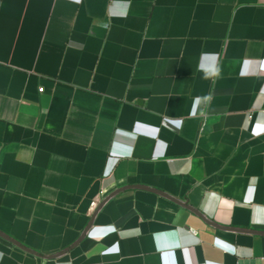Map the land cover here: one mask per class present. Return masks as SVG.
Masks as SVG:
<instances>
[{
  "label": "crops",
  "instance_id": "0c3cea01",
  "mask_svg": "<svg viewBox=\"0 0 264 264\" xmlns=\"http://www.w3.org/2000/svg\"><path fill=\"white\" fill-rule=\"evenodd\" d=\"M0 253L264 264V0H0Z\"/></svg>",
  "mask_w": 264,
  "mask_h": 264
},
{
  "label": "clouds",
  "instance_id": "9594fccd",
  "mask_svg": "<svg viewBox=\"0 0 264 264\" xmlns=\"http://www.w3.org/2000/svg\"><path fill=\"white\" fill-rule=\"evenodd\" d=\"M74 3H81L82 0H71ZM101 27L108 29L109 24H101ZM199 71L202 73V78L205 80H216L222 75V67L218 53H202L201 61L198 65ZM213 96L209 93L203 96H197L193 102V114L197 108H207L211 105ZM3 253H0V258Z\"/></svg>",
  "mask_w": 264,
  "mask_h": 264
},
{
  "label": "built area",
  "instance_id": "2783aa9c",
  "mask_svg": "<svg viewBox=\"0 0 264 264\" xmlns=\"http://www.w3.org/2000/svg\"><path fill=\"white\" fill-rule=\"evenodd\" d=\"M43 90H44L43 88H40V89H39V92L42 93ZM206 118H207V117L205 116L204 119H203L202 130H204V128H205V126H206Z\"/></svg>",
  "mask_w": 264,
  "mask_h": 264
}]
</instances>
